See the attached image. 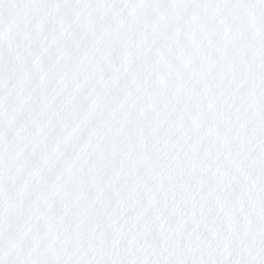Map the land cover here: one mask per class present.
<instances>
[{"label": "snow or ice", "instance_id": "6c2138e0", "mask_svg": "<svg viewBox=\"0 0 264 264\" xmlns=\"http://www.w3.org/2000/svg\"><path fill=\"white\" fill-rule=\"evenodd\" d=\"M0 264H264V0H0Z\"/></svg>", "mask_w": 264, "mask_h": 264}]
</instances>
